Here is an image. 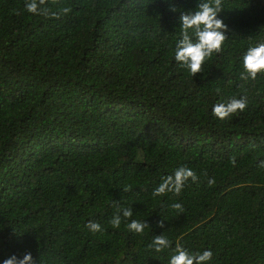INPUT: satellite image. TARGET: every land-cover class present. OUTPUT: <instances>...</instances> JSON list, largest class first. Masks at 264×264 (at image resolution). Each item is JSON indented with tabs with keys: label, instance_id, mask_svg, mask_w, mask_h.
I'll list each match as a JSON object with an SVG mask.
<instances>
[{
	"label": "trees",
	"instance_id": "1",
	"mask_svg": "<svg viewBox=\"0 0 264 264\" xmlns=\"http://www.w3.org/2000/svg\"><path fill=\"white\" fill-rule=\"evenodd\" d=\"M28 2L0 0V259L167 264L148 249L163 235L210 264H264V74L242 80L238 64L264 42V0H221L226 40L192 78L161 0ZM231 97L246 108L214 118ZM179 166L196 181L154 195Z\"/></svg>",
	"mask_w": 264,
	"mask_h": 264
},
{
	"label": "clouds",
	"instance_id": "2",
	"mask_svg": "<svg viewBox=\"0 0 264 264\" xmlns=\"http://www.w3.org/2000/svg\"><path fill=\"white\" fill-rule=\"evenodd\" d=\"M161 2L167 5L169 12L178 14L176 20L179 26V35L173 49V60L192 78L195 74L201 73L202 65L214 53L221 51L226 40L225 33L228 26L219 17L222 10L221 0H195V4L190 10L178 7L173 0H161ZM25 9L29 13L36 14L38 6L35 0L26 3ZM238 64L242 80L255 79L257 74H264V42H257L245 48L239 57ZM245 108L244 97H231L214 104L211 114L218 120H225L237 111L242 112ZM189 179L193 182L197 179L193 170L179 166L158 184L153 194L156 196H161L166 192L179 194ZM208 183L212 184L213 180L210 179ZM172 208L182 211L180 203H174ZM131 216L132 209L130 207L122 208L118 215L113 216L111 224L113 227H119L121 218L128 219ZM86 226L93 232L101 230V226L97 223L89 222ZM146 227H148L146 221L135 219L128 220L126 224L128 232L137 235L142 234ZM148 249L155 253L169 249L166 257L167 264H210L213 256L210 249L192 252L182 245L172 247L170 241L163 235H155L148 245ZM0 264H37V260L33 258L31 252H24L21 255H8L6 258L0 259Z\"/></svg>",
	"mask_w": 264,
	"mask_h": 264
}]
</instances>
